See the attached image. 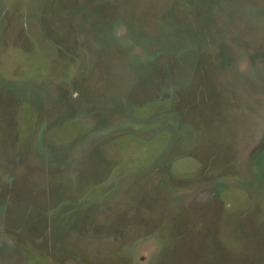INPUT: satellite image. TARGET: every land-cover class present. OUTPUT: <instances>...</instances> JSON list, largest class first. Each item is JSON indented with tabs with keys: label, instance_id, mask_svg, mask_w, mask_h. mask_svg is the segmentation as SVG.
<instances>
[{
	"label": "rangeland",
	"instance_id": "rangeland-1",
	"mask_svg": "<svg viewBox=\"0 0 264 264\" xmlns=\"http://www.w3.org/2000/svg\"><path fill=\"white\" fill-rule=\"evenodd\" d=\"M0 264H264V0H0Z\"/></svg>",
	"mask_w": 264,
	"mask_h": 264
}]
</instances>
